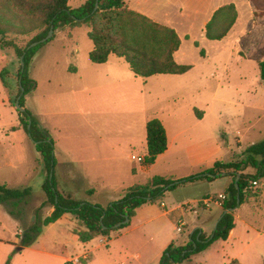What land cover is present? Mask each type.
<instances>
[{
  "label": "crops",
  "instance_id": "1",
  "mask_svg": "<svg viewBox=\"0 0 264 264\" xmlns=\"http://www.w3.org/2000/svg\"><path fill=\"white\" fill-rule=\"evenodd\" d=\"M84 1L78 0L72 4L68 0V5L74 8L81 5ZM165 2L168 5L173 4L179 16L178 14L177 17L175 15L172 17L168 16L169 22L164 24L161 22L159 14L168 13V11H164V7L160 6L157 0H126V4L130 9L175 31L181 27L182 23L188 24L189 27L196 25L203 39H206L203 27L211 18L213 12L220 6L233 3L237 11L236 21L222 39L212 41L229 45L232 53L235 50L238 60L245 58L239 47L240 41L257 27L261 30L264 28V16L257 17L253 15V8L249 0H166ZM240 6L248 12L247 21L250 24L249 27L245 26L244 28L243 24H241ZM63 29L68 30V35L71 36L73 28L65 27ZM63 29L56 30L54 33ZM176 33L178 35V32ZM178 36L180 45L173 53V57L177 63L184 64L181 60V38L187 39L189 35L184 32L182 36ZM258 37L261 38L263 35L259 34ZM254 39L256 38L254 37ZM195 41L193 40V42ZM196 42L199 46V41ZM2 49L6 51L4 57L9 62L10 72L6 82L10 81L12 87L10 92L13 95V101L17 92V80L14 74L17 71L15 69L16 55L11 47ZM75 50L79 52V47H76ZM88 52L85 55L89 61ZM111 56L114 55H110L107 61ZM4 57L3 59H5ZM202 58L206 61L208 56L205 54V56L202 55ZM263 59L264 57L261 56L253 61L258 78L257 63ZM31 67L32 59L28 67V73H30L29 69ZM192 67L191 65L189 70L180 74L158 73L146 78L134 76L131 71L129 75L126 72L110 71L104 75L107 80H102L98 83L94 82L93 75L89 76L87 74L85 75L86 81H83L82 77H80L79 79L82 81L77 86L69 88L66 92L43 85L42 91L37 93V95H34V90L30 93L29 97L31 100L24 101L25 107L33 113L40 126L47 130L51 138L52 134L55 135V165L53 173L57 188L60 191L71 194L76 199L105 206L111 201L120 198L123 190L127 187L135 184H145L155 175L171 177L174 181L177 180L178 183L175 188L165 191L160 201L163 206L157 202H146L138 206L125 229L118 236H111V238L107 239L99 235L87 242H81L77 234L74 233V228L77 227V220L74 216L70 213H64L55 222L44 226L42 232L30 245L17 247L18 236H20L25 227L32 223L34 218L31 220V215H29L30 222L25 226L23 224L24 216L19 217L20 222L17 224L16 216L9 212L12 209L11 205L9 203H0V264L5 263L8 255L15 248L18 251L12 254L9 264H151L157 259L159 262L162 252L169 244L184 245L188 241L190 234L196 229L199 230V233L212 234L215 223L222 215L223 210L221 206L217 205L203 207L199 201L202 197L209 194L219 192L227 194V188L233 179L232 175L222 172L218 176H212L213 179L211 180L204 178L190 181L182 180L181 182L179 180L192 175H208V173L203 171L212 167L216 161L226 162L236 158L244 146H242L240 138L236 137L235 143L237 142L238 144H236V152H234L232 144L223 140L224 135L220 132V126L216 124L209 127L205 126L203 121L207 112L197 102H186L184 100L182 95L184 90L193 89L198 92L197 94H200L201 89H205L206 85L207 72L199 71L194 74L192 73ZM227 69L224 68L218 75L225 77ZM68 70L75 76H79V68L77 66H70ZM137 78L140 79L138 86H134L133 97L140 104L138 123H142L145 127L148 119L158 118L164 126L167 138L166 150L159 154L151 165H140L131 159L132 154L142 156L146 154L145 144L143 152H132L134 151L132 150L127 156V154H123L125 152H123L124 150L120 144L113 141L112 137L108 135L107 130L95 129L96 121L94 119L84 118V116L73 119V131L67 133L64 124L65 120L56 118L62 116L64 112L62 103L65 94L71 95L73 102L79 106L76 114L89 115L93 112L96 100L99 102L105 100L104 96L99 95L102 90H109L111 93L122 91L121 97H119L120 102L130 101L133 97H127V93L130 90L127 87L131 85L130 82L135 84L136 81L133 80H138ZM259 80L264 86V82L260 78ZM48 81L49 78H46L43 82L47 83ZM156 81H158L159 85L169 81L178 85V87L171 91L169 89L170 93L167 94L163 92L164 88L160 86L148 85V83ZM1 82L0 80L2 88L4 84ZM263 92V87L259 88L258 91L256 87H250L248 92L249 101L253 110L264 109ZM196 111H199L200 114L197 113L200 117L197 116ZM1 130L0 128V134ZM13 131L17 133L20 128ZM82 131L88 132L87 135L83 134ZM20 138L22 139L23 137L20 136ZM130 138L133 139L132 136ZM1 139L0 136V144L2 143ZM139 141L141 142V138ZM135 142L137 141H130L129 146L135 145ZM32 147L34 160L31 159L33 163L28 169V174H37L42 199L39 204L32 205L29 209L30 212H34L45 201V194L41 188L44 173L41 165L36 162L39 159V154L35 151L34 143ZM17 148L14 154L20 158L22 146L20 147L19 145ZM0 158L10 159L8 151L3 150ZM7 164L14 166L12 163L9 164L7 162ZM244 172L253 173L254 169L247 167ZM258 182L264 187V177L260 178ZM0 183L16 188L6 182ZM88 189L93 190L89 195L86 194ZM27 204L25 202L24 206H27ZM43 207H46V210L44 209L45 212H43L41 219L49 215L53 210L52 206L47 203ZM236 210L237 207L233 210L234 227L223 242L227 243L234 235L237 223ZM190 212L192 218L189 216ZM179 219H183L185 225L180 231L181 233L183 232L182 236L174 242L172 231H176L175 227ZM243 222L245 226H250L246 220ZM20 223L21 225H19ZM102 247H104L103 250ZM196 254L191 255L190 258L183 260L179 264H196V261L193 260V256ZM227 258L231 259V261L237 260V264H241L236 255L228 254ZM79 259L80 261H78ZM222 264L224 263L222 262Z\"/></svg>",
  "mask_w": 264,
  "mask_h": 264
},
{
  "label": "trees",
  "instance_id": "2",
  "mask_svg": "<svg viewBox=\"0 0 264 264\" xmlns=\"http://www.w3.org/2000/svg\"><path fill=\"white\" fill-rule=\"evenodd\" d=\"M98 2L95 11L94 4ZM253 15L264 16V0H249ZM237 18V11L233 3L218 7L211 18L203 27L204 36L208 40L222 39ZM86 24L89 26L88 39L92 42V49L88 52V59L93 63H104L110 55L122 58L134 76L146 78L158 73L180 74L190 69L189 64H180L174 60L173 53L180 45V38L176 31L166 25L151 20L143 14L130 9L126 0H85L77 7H70L68 0H0V47H11L16 56L23 55V70L20 64L16 71L17 92L19 84L23 92L19 104L23 111H18L20 126H13L12 130L22 127L28 132L34 143L35 150L39 154V164L44 173L41 188L45 194V201L53 210L49 215L37 219V212L33 222L25 227L20 233L17 247L30 245L42 232V228L58 220L64 213H70L77 220L74 233L81 242H87L96 236L110 238V232L128 224L117 223L124 220L125 216L130 219L135 209L146 202L160 203L165 191L176 187L177 183L171 177L153 176L145 184H135L123 190L120 198L111 201L105 206L94 204L86 200L74 198L71 194L64 193L57 188L53 168L54 141L48 132L40 126L38 120L24 105V95L35 87V82L29 77L28 67L32 56L38 47L44 43L26 49L33 41L44 37L52 26L53 34L56 30L65 27L74 28ZM30 39L22 47L8 38V35H29ZM53 36V35H52ZM52 36L48 39L50 40ZM46 40V41H48ZM45 41V42H46ZM198 46L197 42H194ZM203 55V50L200 49ZM259 78L264 82V59L258 61ZM3 72L0 74L3 80ZM199 111H196L200 117ZM29 125V126H28ZM145 148L144 163L151 165L156 157L167 148L166 132L162 122L158 118H150L145 123ZM247 167L254 169L253 173H245ZM49 172L52 176L48 179ZM208 175H192L182 180L190 181L197 179H213L222 172L232 175L233 179L227 188V196L221 208L222 210L238 207L248 189L249 181L264 177V138L258 142L248 144L238 156L230 161H216L213 166L204 170ZM237 173L238 190L234 185ZM155 187L149 189L150 186ZM88 189L86 194H91ZM238 193L239 203H236ZM31 194L30 187H8L0 183V203H9L12 209L10 214L16 216V205L27 202ZM234 227V211H227L217 222L212 235L199 233L194 230L189 240L184 245L169 244L159 258V264H179L191 255L205 250L217 239L225 240L230 230ZM15 248L10 253L4 264H9L12 254L17 252ZM80 261V259L78 260ZM231 261V264L235 263ZM261 264H264V260Z\"/></svg>",
  "mask_w": 264,
  "mask_h": 264
},
{
  "label": "rangeland",
  "instance_id": "3",
  "mask_svg": "<svg viewBox=\"0 0 264 264\" xmlns=\"http://www.w3.org/2000/svg\"><path fill=\"white\" fill-rule=\"evenodd\" d=\"M77 1L70 0V3L74 4ZM157 1L160 3V6L164 7V11H168V13L159 14L161 22L164 24L165 22H169L168 16L172 17L175 15L177 17L178 13H176V7L173 4L168 5L165 2L166 0ZM247 13L245 8L240 6V19L244 28L245 26H250L247 21ZM88 31L89 26L86 24L74 27L71 30V36L68 35V30L63 29L54 33L50 40L38 47L33 55L34 57L32 56L31 58L32 67L29 69L30 73H28L30 74L29 77L35 82V87L24 95V101L31 100L29 95L33 90L35 91L34 95L40 93L43 85L66 92L72 86H77L80 81H86L85 75L87 74L89 76L93 75L95 83L107 80V78H104V75L110 71L131 74L127 63L115 56H111L105 63L89 62L85 55L92 47V42L87 37ZM176 32L180 36L184 32L189 35L187 39L181 38L182 62L184 64H191L193 66L192 73L194 74L199 71L207 72L205 89H201L200 94H197L198 92H195L193 89L182 90L184 100L186 102H197L207 112L206 118L203 121L205 126L209 127L213 124L220 126V132L224 135L223 140L232 144L234 152H236V144H238L237 142L235 143L236 137L240 138L241 144L244 146L243 149L252 142L262 140L264 138V109L258 110V112L251 108L248 92L251 86L256 87L257 91L259 88H264L263 83L257 77L253 62L261 56L264 57V28L261 30L257 27L240 41L239 47L245 57L242 60L237 59L235 50L232 53L229 45L203 39L196 25L189 27L188 24L182 23ZM259 34L263 35V37H258ZM30 37L31 34L8 35V38L13 39L20 47L24 46ZM193 40L199 41L200 45L195 46ZM76 47H79V52L75 50ZM202 48L205 49H203V56L205 54L208 56L206 61L200 54V49ZM4 55H6V51L0 47V74L4 73L3 80L0 77L1 83L4 84L2 88L0 86V128L2 129L0 134L2 138L0 154L2 156L3 150H6L10 159L5 160V158H0V182H6L15 187L27 186L32 189L31 195L26 202L28 203L27 206H24V202H21L19 205H16L15 209L16 223L20 222L19 217L24 216L23 224L26 226L30 222L29 215H31L32 220L38 208L37 219L40 222L46 207L44 208L40 204L34 212L29 211L32 205L40 203L42 194L39 190L37 174H28V169L34 160L33 141L28 132L22 127H18L20 131L17 133H14L12 130L13 126H20V116L12 101L13 95L10 92L12 88L10 81L6 82L8 81L7 77L10 71L9 62ZM74 65L79 68V76H75L68 70L70 66ZM18 66L19 59L16 56L15 69ZM224 68H228L227 74L225 77H221L218 73L222 72ZM14 74L17 79L16 72ZM120 75L122 76V74ZM80 77H82V80L79 79ZM46 78H49L47 83L43 82ZM137 79L133 80L136 81L135 84L130 82L132 87H130L131 85L127 87V89H130L127 97H133L134 86H138L140 78ZM166 82L159 85L158 81H156L148 83V85L154 87L160 86L164 88L163 92L167 94L178 87V85L169 81ZM121 94L122 91L111 93L109 90H102L99 95L104 96L105 100L102 102L96 100L93 112L89 115L76 114L79 106L73 102L71 95L65 94L62 103L64 112L62 116L56 118L65 120L64 124L67 133L73 131V119L83 116L84 118L94 119L96 121L95 129L107 130L108 135L112 137L113 141L119 143L121 148H123V152H125L123 154L129 156V152L132 150H134L132 152H143L145 127L142 123H138L140 104L134 97L130 101L120 102L119 97H121ZM89 132L91 133V131ZM82 133L87 135L88 132L82 131ZM20 136L23 138L21 139ZM54 136L52 134L53 141L55 140ZM140 138L141 142L139 141ZM130 141L137 142L134 143L135 145L129 146ZM19 145L20 147L22 146L20 158L14 154ZM7 162L9 164L12 163L14 166H9ZM36 162L39 164V159ZM263 190L264 187L258 181L256 185L248 187L243 202L237 207L235 213L237 223L232 238L227 243L223 242L222 239H217L209 248L198 252L193 256L196 264H222V262L224 264H231V259L227 258L228 254H232V256L236 255L241 264L262 263L264 260ZM189 216L192 218L191 212ZM245 220L250 226H245L243 222ZM125 226L111 231L110 238L111 236H118L125 229ZM182 233L175 230L172 231L174 242L180 239ZM103 249L104 247H102ZM237 263L236 260L233 264ZM151 264H159L158 259L157 261L154 260Z\"/></svg>",
  "mask_w": 264,
  "mask_h": 264
},
{
  "label": "water",
  "instance_id": "4",
  "mask_svg": "<svg viewBox=\"0 0 264 264\" xmlns=\"http://www.w3.org/2000/svg\"><path fill=\"white\" fill-rule=\"evenodd\" d=\"M97 4H98V2L96 1L95 4H94V9H93V11H95V9L97 8ZM52 35H53V28H52V26H51V27L49 28L47 34H46L44 37H42V38L39 39V40H36V41L31 42V43L26 47V49H28V48H30V47H33V46H36V45L39 44V43H44V42H45L46 40H48ZM22 57H23V55H21V56L19 57V64H20V70H21V71L23 70V67H24V62H23V60H22ZM19 90H20V92H19V94L16 96V98L13 100V103H14V106H15V108H16L17 110H19V111H23L24 108L21 107L20 104H19V99H20V96H21V94H22V92H23V88L21 87L20 84H19ZM28 126H29V125H28ZM51 176H52V172H49V174H48V179H50ZM238 176H239V174L237 173L236 178H235V180H234V185H235V187H236L237 190H238V185H237V179H238ZM175 183H178V181L176 180V181L170 183L169 185H167L166 187H168V186H170V185H172V184H175ZM153 187H155V185L150 186L149 189H151V188H153ZM236 203H237V205H238V203H239L238 193H237V196H236ZM234 209H235V207L225 209V210H223L222 215H223L224 213H226L227 211H232V210H234ZM222 215L219 217L218 221L220 220V218L222 217ZM128 221H129L128 216H125L123 221L117 223V224L114 225V226L117 227V226H119V225H121V224H125V223H127ZM218 221H217V222H218ZM217 222L215 223V226H214L213 231H214L215 228H216ZM211 235H212V234H211ZM211 235H210V236H211Z\"/></svg>",
  "mask_w": 264,
  "mask_h": 264
},
{
  "label": "built area",
  "instance_id": "5",
  "mask_svg": "<svg viewBox=\"0 0 264 264\" xmlns=\"http://www.w3.org/2000/svg\"><path fill=\"white\" fill-rule=\"evenodd\" d=\"M131 159L133 161H136L140 165H145L144 163V156L138 155V154H132ZM257 181H249V186L256 185ZM248 186V187H249ZM227 194L225 192H219L216 194H209L204 197H202L199 201L200 205L203 207H209L210 205H217V206H222L224 200L226 199ZM160 205L163 206V203L160 202ZM185 225V221L183 219H179L177 224H176V231L180 232L182 231L183 227Z\"/></svg>",
  "mask_w": 264,
  "mask_h": 264
}]
</instances>
